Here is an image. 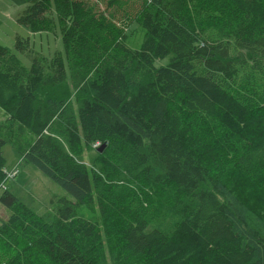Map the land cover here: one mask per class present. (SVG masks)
I'll use <instances>...</instances> for the list:
<instances>
[{"label": "trees", "instance_id": "obj_1", "mask_svg": "<svg viewBox=\"0 0 264 264\" xmlns=\"http://www.w3.org/2000/svg\"><path fill=\"white\" fill-rule=\"evenodd\" d=\"M16 22L64 52L0 42V264H264V0H29ZM5 145L73 199L36 212Z\"/></svg>", "mask_w": 264, "mask_h": 264}, {"label": "rangeland", "instance_id": "obj_2", "mask_svg": "<svg viewBox=\"0 0 264 264\" xmlns=\"http://www.w3.org/2000/svg\"><path fill=\"white\" fill-rule=\"evenodd\" d=\"M14 1L17 2L16 0H0V18L3 23V26L0 27L1 44L6 46L12 52H16L18 39L21 37L29 38L30 48L27 50L28 53L26 55H20V58L26 66L30 65V55L31 53H34V51L43 54L49 60L57 52L63 53L64 46L62 43L60 27L58 26L56 31L52 32L30 34L23 26L16 22V19L12 18L9 14H5L11 13V8H13V6L10 5V2ZM25 1L26 0L22 2L25 3ZM139 42L140 38L133 40L135 45L139 44ZM7 120V115L0 108V122L5 123ZM3 154L7 160L6 170L11 173L18 171L16 177L7 181V188L25 203L33 207L36 212L43 214L46 211L52 210L54 206L51 204V199L53 198L68 197L73 199L69 193L37 167L23 162L21 154L15 151L12 146L5 145L3 147ZM85 160L91 165L87 155L85 156ZM10 214V211L0 204V219L7 220L10 217Z\"/></svg>", "mask_w": 264, "mask_h": 264}, {"label": "crops", "instance_id": "obj_3", "mask_svg": "<svg viewBox=\"0 0 264 264\" xmlns=\"http://www.w3.org/2000/svg\"><path fill=\"white\" fill-rule=\"evenodd\" d=\"M13 1V0H12ZM17 2H10L11 4L10 5H12L13 6V8H11V13H5L6 15H10L12 18H14V19H16V15L19 13V11H21V10H23L24 9V7L26 6V4H27V2L29 1V0H26L25 1V3H23L22 1H24V0H16ZM4 13V12H3ZM5 14H3L4 16H6ZM1 15V14H0ZM3 26V23H2V20H1V18H0V27H2Z\"/></svg>", "mask_w": 264, "mask_h": 264}, {"label": "bare ground", "instance_id": "obj_4", "mask_svg": "<svg viewBox=\"0 0 264 264\" xmlns=\"http://www.w3.org/2000/svg\"><path fill=\"white\" fill-rule=\"evenodd\" d=\"M7 177H8V179L13 178V174H12L11 172H8V171H7Z\"/></svg>", "mask_w": 264, "mask_h": 264}, {"label": "built area", "instance_id": "obj_5", "mask_svg": "<svg viewBox=\"0 0 264 264\" xmlns=\"http://www.w3.org/2000/svg\"><path fill=\"white\" fill-rule=\"evenodd\" d=\"M12 174H13V178H14V177H16V176H17V174H18V171H14ZM3 187L5 188L6 186H4V185H3Z\"/></svg>", "mask_w": 264, "mask_h": 264}, {"label": "water", "instance_id": "obj_6", "mask_svg": "<svg viewBox=\"0 0 264 264\" xmlns=\"http://www.w3.org/2000/svg\"><path fill=\"white\" fill-rule=\"evenodd\" d=\"M103 148H104V146L101 147V150H102ZM101 150H100V151H101Z\"/></svg>", "mask_w": 264, "mask_h": 264}]
</instances>
